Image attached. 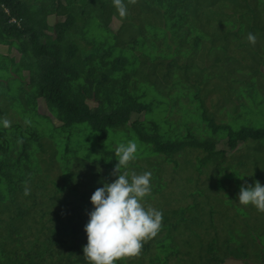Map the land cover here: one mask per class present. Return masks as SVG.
I'll return each mask as SVG.
<instances>
[{"label": "trees", "instance_id": "obj_1", "mask_svg": "<svg viewBox=\"0 0 264 264\" xmlns=\"http://www.w3.org/2000/svg\"><path fill=\"white\" fill-rule=\"evenodd\" d=\"M209 1L211 9L219 0ZM227 1L240 18L247 6L253 25L264 28V0ZM123 2L121 18L112 0H0V47L19 56L0 52V71L18 79L14 89L0 80V119L10 122L0 126V264H88L83 247L90 197L115 181V149L128 141L137 146L136 158L119 171L151 172V193L142 203L159 210L162 222L139 254L118 264H145L146 258L149 264H225L235 256L241 241L207 243L201 236L197 249L186 237L180 256L178 235L191 233L198 221L203 227L205 207L150 205L154 185L164 163L191 161L198 153L202 165H215L219 157L224 162L242 142L264 141V126L233 131L200 113V137L189 128L181 135L185 142L166 139L154 110L172 107L160 98L170 99L171 83L196 74L193 59L203 36L198 27L193 32V12H200V0ZM41 99L50 116L39 113ZM178 110L170 115L177 118ZM134 115L145 119L131 122ZM172 116L165 119L176 120ZM219 142L226 147L216 151ZM244 256L239 250L233 260Z\"/></svg>", "mask_w": 264, "mask_h": 264}, {"label": "rangeland", "instance_id": "obj_2", "mask_svg": "<svg viewBox=\"0 0 264 264\" xmlns=\"http://www.w3.org/2000/svg\"><path fill=\"white\" fill-rule=\"evenodd\" d=\"M209 3L212 2L200 0V12H193L194 16H198L193 21V32L198 27L203 36L201 48L193 59L196 74L188 79L178 77L171 83L170 99L160 97L162 102L172 104V107L164 108L163 105L160 111L154 110L161 133L171 141L178 138L185 142L181 135L189 128L200 137L198 135L202 134L203 123L199 119L200 113H205L217 124L227 123L233 127V131L246 125L254 129L264 126V28L253 25L250 18L253 13L247 6L241 7L240 18L230 11L232 4L227 0L213 3L211 9ZM142 18L149 25L147 19L144 16ZM189 19L183 20V24L189 23ZM201 24L203 27H200ZM228 25H237L238 28L228 29ZM248 33L256 36L255 45L248 42ZM0 52L19 59L15 50L0 47ZM238 74H242V77ZM24 75L28 73L25 71ZM239 79L241 82L236 81ZM0 80L8 81L13 89L18 82V79L13 78L11 70H1ZM175 102L177 106L174 109ZM38 106L40 114L50 116L42 99ZM177 109V118L170 115L177 113ZM166 116H172L176 120L168 121ZM144 119V115H134L131 122ZM225 147V144L219 142L214 149L217 151ZM141 148L149 149L147 146ZM198 154L191 161L178 157L179 164L164 163L157 172L160 176L154 185V200L150 203L157 204L166 211L186 206L187 203H199L201 207H205L203 227L198 221L191 233L187 231L184 235H178L182 239L180 256L187 251L186 237L193 239L194 249H197L199 241L195 238L201 236L207 243L214 241L229 244L241 241L233 258L238 255L239 250L245 256L242 259L231 258L225 264H264V212H258L251 205H240L237 199L242 186L253 185L255 181L264 186V141L242 142L227 160L222 162L219 157L215 165H202ZM161 156L165 158L164 155ZM201 156H204V151ZM226 166L227 169L221 171V167ZM145 264H149L148 258L145 259Z\"/></svg>", "mask_w": 264, "mask_h": 264}, {"label": "clouds", "instance_id": "obj_3", "mask_svg": "<svg viewBox=\"0 0 264 264\" xmlns=\"http://www.w3.org/2000/svg\"><path fill=\"white\" fill-rule=\"evenodd\" d=\"M112 4L121 18L126 16L123 0H112ZM247 40L255 45L256 36L248 33ZM9 124L7 119H0V126L7 128ZM136 152L133 141L118 145L115 149L117 178L97 188L90 197L93 208L84 226L87 244L83 247L88 264H118L124 257L139 254L143 242L154 237L161 227L162 213L142 203L151 193V172L129 175L119 171L136 158ZM24 195H29L27 187ZM237 199L240 205H251L258 212H264V186L259 181L242 186Z\"/></svg>", "mask_w": 264, "mask_h": 264}]
</instances>
